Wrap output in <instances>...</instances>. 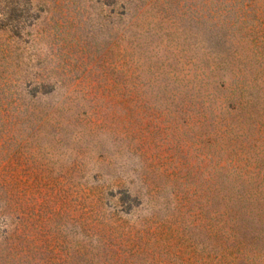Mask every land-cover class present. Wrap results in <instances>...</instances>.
Returning <instances> with one entry per match:
<instances>
[{
  "label": "rangeland",
  "instance_id": "374dc122",
  "mask_svg": "<svg viewBox=\"0 0 264 264\" xmlns=\"http://www.w3.org/2000/svg\"><path fill=\"white\" fill-rule=\"evenodd\" d=\"M40 1L22 44L43 62L37 80L54 84L42 103L4 93L12 67L3 71L0 33V264H220L226 242L210 233L208 204L212 96L193 79L212 21L227 22L214 40L233 26L224 38L239 49L248 0H128L103 45L97 0Z\"/></svg>",
  "mask_w": 264,
  "mask_h": 264
},
{
  "label": "trees",
  "instance_id": "16d2710c",
  "mask_svg": "<svg viewBox=\"0 0 264 264\" xmlns=\"http://www.w3.org/2000/svg\"><path fill=\"white\" fill-rule=\"evenodd\" d=\"M127 1H96L97 18L109 20L108 26L101 19L98 45L106 38L107 43L114 41V29L125 23L129 13ZM45 10L46 4L40 0H0L2 44L7 47L6 57L11 58L3 71L12 67L4 76L2 89L17 104L24 102L19 106L33 105L26 100L37 95L40 97L33 102L42 103L43 95L54 89L53 83L34 76L43 62L23 45L30 40L23 38L29 34L27 28L37 26ZM240 10L251 20L244 17L241 21L239 49L228 52L230 44L224 38L233 26H226L224 37L214 40L216 26L223 30L227 22L212 21L205 69L199 78L194 77L193 88L199 92L207 85L208 96H212L207 106L212 117L208 136L215 152L210 155L208 204L210 233L217 236L222 231L226 242L220 264H264V0H248ZM229 75L230 81L225 78ZM217 109L221 110L219 117L214 115ZM216 220L219 222L213 226Z\"/></svg>",
  "mask_w": 264,
  "mask_h": 264
}]
</instances>
